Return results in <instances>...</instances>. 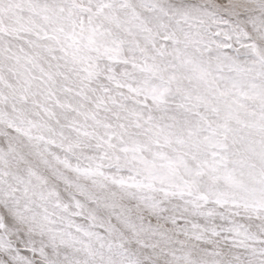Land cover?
Segmentation results:
<instances>
[{"label": "snow or ice", "instance_id": "1", "mask_svg": "<svg viewBox=\"0 0 264 264\" xmlns=\"http://www.w3.org/2000/svg\"><path fill=\"white\" fill-rule=\"evenodd\" d=\"M0 264H264V0H0Z\"/></svg>", "mask_w": 264, "mask_h": 264}]
</instances>
